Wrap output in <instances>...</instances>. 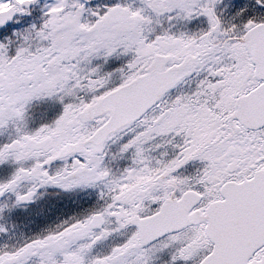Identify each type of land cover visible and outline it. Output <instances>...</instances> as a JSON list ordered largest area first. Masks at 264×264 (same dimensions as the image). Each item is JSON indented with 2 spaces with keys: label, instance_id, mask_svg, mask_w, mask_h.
I'll list each match as a JSON object with an SVG mask.
<instances>
[{
  "label": "snow or ice",
  "instance_id": "snow-or-ice-1",
  "mask_svg": "<svg viewBox=\"0 0 264 264\" xmlns=\"http://www.w3.org/2000/svg\"><path fill=\"white\" fill-rule=\"evenodd\" d=\"M0 264H264V0H0Z\"/></svg>",
  "mask_w": 264,
  "mask_h": 264
},
{
  "label": "rangeland",
  "instance_id": "rangeland-1",
  "mask_svg": "<svg viewBox=\"0 0 264 264\" xmlns=\"http://www.w3.org/2000/svg\"><path fill=\"white\" fill-rule=\"evenodd\" d=\"M36 111H37V109L34 111V114H35ZM41 111H42V110H41ZM37 119H39V117H38ZM37 123H39V122H37Z\"/></svg>",
  "mask_w": 264,
  "mask_h": 264
},
{
  "label": "flooded vegetation",
  "instance_id": "flooded-vegetation-1",
  "mask_svg": "<svg viewBox=\"0 0 264 264\" xmlns=\"http://www.w3.org/2000/svg\"><path fill=\"white\" fill-rule=\"evenodd\" d=\"M37 208L39 207V205L36 206ZM25 231H27V229H25Z\"/></svg>",
  "mask_w": 264,
  "mask_h": 264
}]
</instances>
